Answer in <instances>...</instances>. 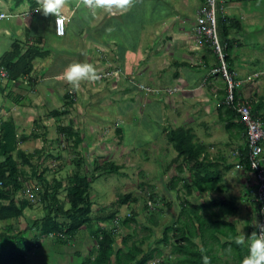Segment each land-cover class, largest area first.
Wrapping results in <instances>:
<instances>
[{
  "label": "trees",
  "instance_id": "1",
  "mask_svg": "<svg viewBox=\"0 0 264 264\" xmlns=\"http://www.w3.org/2000/svg\"><path fill=\"white\" fill-rule=\"evenodd\" d=\"M25 1H29L32 8L38 7V0H14L16 6ZM46 20L48 22H43L42 24L45 31H49L48 23L51 20ZM218 23L221 39L227 44V67L233 80L237 81V76L233 69L234 58L232 50L235 38H232V32L241 31L243 24L240 18H235L233 15H223L222 13L219 14ZM127 26L129 25L127 24ZM38 40H40L38 42L40 47L32 44L26 47L25 51L22 49V44L16 40L9 50L0 55V68L4 67L7 70L10 81L13 82L20 78L29 77L33 70L34 61L51 54L50 50L45 49L41 45L43 44L42 39ZM203 43L214 49L208 39L202 38ZM216 56L218 59L217 53ZM219 61L218 59L217 64H215L212 70L220 66ZM178 64L183 66L188 65L187 62H178ZM211 74L213 75L208 78L211 77L213 79L217 76L221 78L222 83L225 85V90L219 98L220 105L218 107L221 121L225 123V128L229 129L236 126L246 130V126L236 110V105L242 100V97L237 92L234 104L231 107L228 106L225 102L227 81L220 72H211ZM0 90L5 91L4 87L1 86ZM65 97L67 101L68 95ZM74 103L75 101L71 98V100L65 103L64 109L52 111V114L50 113L51 116H54V118L66 116L70 113V108L73 107ZM261 117L264 122V117ZM37 123L34 121L32 128L35 125L37 127L32 129L33 131L28 134H20L17 131V124L12 118L0 123V158L2 157L0 159V223L2 224V228H0V264H28V262L33 261L32 252L35 248L41 247V240L45 236L52 238L58 248L72 245L74 244L72 243L73 239H75L80 229L84 227L92 229L91 234L95 238V244L93 247L94 252L92 250L88 256L84 257V260L80 264H149L154 260L155 264H171L170 257L162 251V246L167 245L172 247L173 253H178V255L182 256V259L174 262V264H205V257L207 255L212 253L216 257V253L212 251L214 249L221 251L219 258L222 259V253L226 251L222 248V244L211 245L209 242L207 244L204 243V241V246H200L197 238L201 240L204 235H210L216 238L217 242L221 239V237H216L217 233L229 238L233 234L235 235L236 221L228 220L226 216L238 213L241 207L240 204H236L235 198L225 199L215 197L204 202H192L190 199V196L198 191L200 193L222 192L223 189H226L224 184H219L223 178L221 171L219 169L215 170L217 168L215 165L217 164L207 155L205 145L195 140L196 137L192 128L183 125L167 131V140L170 144L172 143L177 151V155L172 159L167 169L169 171L172 168H176V172L170 178L171 181L167 183V187L170 192H184L185 196L181 195L180 216L174 223L165 227L164 234H162L161 238L157 239V247H148L147 250H144L145 241L149 236L154 235V226L158 227L161 224L164 209L159 206L160 202L163 201L159 195L153 191L145 201L144 208L149 211L151 210L153 213L147 217L148 223L143 224V227L148 229L149 234L142 238L133 239L132 234L124 235L122 233L124 228L131 227L138 222V214L134 211L124 218L118 215L117 210H112V213L108 215L93 218L91 216L93 202L90 199V192L95 175H89L91 171L85 167V158L78 156L79 154L74 155V169L71 173L67 174V183L65 184L62 178H57L55 175L52 176V179H49L46 168L40 171L43 162L40 164L33 162L35 156H37L38 160H44L41 155L45 147L36 149L34 153H27L20 146L31 139L44 136L38 132L41 126L37 125ZM44 129L45 132L43 133H46L49 126L44 125ZM81 129L82 126L75 128L73 120H70V124L59 125L57 132L65 135L69 139L71 147L77 150L76 148L79 144L84 141V137L81 136ZM115 130L121 132L122 128L115 123ZM64 146L66 144L61 145V147ZM247 156L248 147L246 144V147L241 150L238 161L246 172H250L251 168ZM58 157H61V155ZM25 166H28V168L25 169ZM232 166L229 165L230 168ZM121 168L123 167L120 164L111 159H106L103 162H97L95 170H100V175L103 173L119 174ZM50 170L51 168L48 166V171ZM33 179H36L34 183L40 189L44 213L38 216L31 225H28L25 229H21L14 221L23 217L28 207H33L25 198L26 192L30 191L28 183ZM140 185L144 186L145 183L141 182ZM180 185L182 189L179 188ZM32 190L34 191V189ZM18 193L24 197L17 201L16 197ZM254 194L257 196L256 191L253 193V191L245 189V195L243 196L244 200H248L247 202L252 204L253 212L257 216L255 224L252 222V219L245 221L244 229L247 232L245 238L250 236L254 231H260L259 226L261 225V220L264 218L260 213L262 202L256 200ZM139 199L140 197L134 196L131 192H117L115 200L108 204H103V207L104 209H110L116 205L122 207L129 203H137ZM152 202L155 203L154 206ZM168 205L171 204L169 203ZM151 206L153 208H150ZM216 209L217 211L213 212ZM210 213H217L221 219L220 222H223L225 225L218 229L220 222L217 223L216 221L217 228L211 230L212 225L207 221V217L205 216ZM247 215L250 218L254 217L249 212ZM103 223H107V226H104L106 224ZM217 229L220 231H217ZM172 231L173 233L170 235ZM210 231H212L211 234ZM120 236H125L122 237L121 245L118 244ZM225 246L229 247V251H226L227 253L223 258L225 259L230 256L236 260V264H241L242 258L248 253L247 243L245 242L244 245L229 243ZM207 259H210L211 264H213L212 258Z\"/></svg>",
  "mask_w": 264,
  "mask_h": 264
},
{
  "label": "crops",
  "instance_id": "2",
  "mask_svg": "<svg viewBox=\"0 0 264 264\" xmlns=\"http://www.w3.org/2000/svg\"><path fill=\"white\" fill-rule=\"evenodd\" d=\"M152 1L154 2L153 5L151 4ZM173 1L174 4L169 3V0H131L133 5L123 13L116 9H113L112 12H108L104 9H98L95 14L91 12L87 16L83 13L81 6L78 5V0H65V9H62V11L63 13L64 11L65 13L66 11H69V13H67L68 24H66V35L57 36L55 33H52L53 36H56L58 41L55 42L54 46L56 47V50H58L59 56L57 58H52L48 64L44 66L38 65V60L36 59L34 61V67L36 69L38 66L41 71L37 70L40 73L38 76L30 74L29 77L13 81L15 85L11 84L12 81L9 80V84L5 87L11 88V91L8 93L11 94V92H14L16 95V107L18 109H21V107L29 109L28 120L26 124H22L24 127H21L25 128L28 127L30 120L36 121L34 118L38 116L34 101L40 102L41 105L43 104V109H49V114H52V111L58 110L57 108L63 104L65 105V103L72 98V100L76 102L74 103V106L78 104V110L81 111L83 98L78 95L76 98L73 92L70 93L66 102H62L60 104L61 98L59 93L63 94L65 97L67 91H64V87L66 89L71 85V83L63 77L66 62H88L94 64L96 67L100 66L99 70H104L102 67L113 65L106 72L112 71L113 75L107 77H113L112 79H114V85L108 86L109 84L107 83V87H105L106 85L102 86L99 84L98 86H101L104 91H107V93L112 94L114 92L113 88L122 89L121 102H118L117 100L116 102L121 105L120 107H122L120 108L122 109L121 114H123V117H126L125 125L127 128L128 126H132L134 128L136 127L133 110L138 109V107L140 108L141 113L147 118L145 119V122L151 120L152 117H154L157 121L163 122L162 125H160V131L163 132L161 136L165 137V139H167L166 134L170 129L183 125L187 127L190 126L195 134V140L205 145L207 155H209V158L213 159L215 164H217L215 165V167H217L215 170L219 169L221 171L223 178L222 182L219 184H224L226 186L225 190L223 189L222 192L218 191L217 194L214 192L195 194H200L199 197H201L202 202L211 200L217 196H219L218 198H223L220 197V194L226 195L228 196L226 198L230 197V199H232L233 196L231 197L229 196L230 194L228 195L227 193L235 191L237 186L240 187L239 196L243 198L245 195V189L251 190L252 186L255 187L256 185L255 179L252 177L250 172H246L243 167L238 165V158L241 150L246 147V144L248 147V137H246L247 131L236 126L227 129L225 128V123L221 121L220 110L218 109L219 106L211 103V96L214 95V97L220 98L225 90V85L222 83L221 78L217 76L213 79H211V77L208 78L213 75L211 74V70L216 64V53H214V49H211L204 43L202 44V42L198 41L196 32L198 20L195 19L193 23L189 19L188 16L191 11H189L188 0ZM202 1L203 0H195L198 9ZM224 1L226 3L228 2V0ZM229 2L230 6L228 7L225 3V14L233 15L232 13L234 10H231V8L235 9L234 4L232 3L234 1L229 0ZM79 11H82L81 18L83 20L88 19L87 29L90 34L88 37L83 39L82 45H80V57L77 59L76 56H71L70 54L71 49L75 46L70 44V42L73 41L69 42V39L74 37L72 29L75 23V17ZM101 14H104L105 17L99 19L98 17ZM0 15H6L5 17L0 18L1 39L8 41V36L13 35L12 32H16L18 38L16 39V36L12 37L15 38V41L17 40L22 44L23 51L26 50V47L32 44L40 47V44L38 43L40 40L38 39H42L43 44L41 45L45 46V44L49 43V39L46 34L48 30L45 31L42 24L43 13L42 11H37L36 8H32L29 1H25L19 6H16L14 0H9V2L6 0H0ZM240 15L241 17H238L237 15L233 16H235V18H240L241 21L246 20L244 15ZM48 16L50 20H53L52 22L54 25V15L50 14ZM105 21L106 23H104ZM98 24L106 26V29L104 27L101 34V30L95 28ZM127 24L129 26H127ZM21 30H24V35ZM244 30L246 31L245 26H243L241 31ZM241 31L232 32V38H235L234 48L241 45V40L238 38V32ZM80 34H83L82 30ZM95 35L96 37H93L92 39L91 36ZM102 35L106 37L108 36V40H110L112 44L108 45L106 41L104 42V40L101 39ZM80 37L83 38V35H80ZM99 40H102L103 42L102 44L100 43L101 45H104L102 47L107 46L110 50L104 58L103 53L105 48L102 52L101 45L98 42ZM15 41L12 42V45ZM144 43L145 46L143 47L142 44ZM12 45L10 47H12ZM129 45L132 49H134V52L143 51V56L146 57L145 60H148L149 62L151 61L149 66L152 64L153 69L157 67V65L153 66L155 57L160 59V65L156 70H154V74L158 77L159 82L162 84H172L174 82L171 86L175 88L170 91L171 95L159 92H147L145 90L140 92L141 89L139 90V88H136V84L149 88H158L159 86H150L148 84L140 83L135 79V77H133V73H130V70L128 69L132 68V62L129 63L128 68L127 62L129 60L124 62L121 60L122 53L125 50L131 49ZM4 49L7 48L1 44L0 50ZM7 50H4L1 54ZM63 52L66 53L68 58H64ZM72 53L76 55L77 51L74 52L73 50ZM53 54L55 53H51L49 56H54ZM232 54L234 58L233 69L235 70L238 82L236 90L243 99H246L250 103L252 110L255 109L253 110V113L262 122L264 127V122L261 117H264V82L260 81L262 72L259 73V71H252L249 67L245 66L237 67L235 62L238 56H236L234 52H232ZM167 57L176 58L173 59L169 66H164L167 65L165 64ZM184 59L189 62L184 61ZM141 61L142 60H140V64L142 65ZM178 62H187L189 65L183 66L178 64ZM246 64L247 63H245V65ZM201 68H206L208 72L209 70L210 72L207 74L197 72V70ZM134 69L137 73L142 74L140 65H134ZM145 75L147 74H144L143 76L145 77ZM119 76L122 77V79H126V81L122 80V83L120 84L117 80V77ZM60 82L64 83V85ZM81 83L83 84L81 88L86 89L87 91L90 89V87H88L84 82L81 81ZM76 92L78 94L81 93H79V91ZM21 98H29L30 100H33L32 104L35 107H26L24 103L19 102ZM98 103L101 102L98 100ZM20 104L21 106H18ZM50 104H53L54 108H51ZM107 106L109 105L107 104L106 107ZM7 107L8 108H6L5 111H9V109L12 108V105ZM155 108L158 109L157 113H159V115H157V113H151L152 109ZM90 112L91 111H88V113L84 116L85 119L89 116H93ZM46 115L48 116V114ZM142 119L143 117L140 120ZM17 126L19 127V124ZM80 126L81 125H79V127ZM35 127L37 126L35 125ZM121 128L122 131L119 132V134L125 139L126 137L123 134V127ZM31 132L29 131L23 133L28 134ZM42 134L44 136H40L36 140L43 138V141L46 143L45 145L49 144V141H47V132H42ZM133 141L134 139L132 142ZM230 159H235V163H230ZM229 165L233 166L230 168ZM211 169H213V167H211ZM237 180H240L242 184H240ZM243 185L247 186V188H244V192L242 191ZM247 201L248 200L244 199L238 200V205L240 204V207H242L240 211L243 213L239 216L240 220H244V217L248 212L252 213L254 216L256 215V213L253 212L252 204ZM252 218L253 217H251V219ZM243 222L244 221H240L239 225L243 228L244 237H246L247 232L244 229L245 223ZM211 232L212 231H210V234ZM198 240L199 239L197 238V241ZM212 251L216 253V257H214L211 253L210 255H207L205 259L212 258L213 264H216L219 260H222L223 264H227L228 258H232L228 256L226 260L222 255L221 259L219 258L221 255L220 250L217 251L214 249ZM226 251H229V249ZM232 260L233 264H236V260L233 258ZM205 264H211V260L206 259Z\"/></svg>",
  "mask_w": 264,
  "mask_h": 264
},
{
  "label": "rangeland",
  "instance_id": "3",
  "mask_svg": "<svg viewBox=\"0 0 264 264\" xmlns=\"http://www.w3.org/2000/svg\"><path fill=\"white\" fill-rule=\"evenodd\" d=\"M5 1V0H4ZM9 2V0H6ZM244 2H239V0H234L232 2L234 4V8L231 10L233 11V15H237L238 17H241L240 14L244 15L246 17V20L242 21L243 26L246 27V31L238 32V38L241 40V45L233 48L232 52L238 56L236 59V66L239 67H249L252 71H259V73L262 72L261 80L264 82V0H243ZM79 4L82 8L83 13H85L87 16L92 11L84 6V3L82 1H79ZM169 3L174 4L173 0H169ZM189 3V11H191L190 15L188 16L189 19L194 23L195 19L198 20L197 16V9L198 6L195 3V0H188ZM224 1V6H225ZM26 4V3H25ZM151 4L153 5L154 2L152 1ZM133 5V2H131V5ZM227 7L230 6V2L226 3ZM39 6V5H38ZM67 7V6H66ZM68 8V7H67ZM65 9V6L63 7ZM228 9V8H227ZM79 11L75 17V23L73 25V36L69 39L70 44L74 45L71 49V56H76L77 59L80 57L81 47L83 39L88 37L90 32L87 29V22L88 19L83 20L81 17V12ZM65 13V11H64ZM69 11H66L65 15L68 16ZM105 17L104 14H101L98 18L101 19ZM46 19H49V16L43 15L42 22L47 23L48 21ZM55 19V16H54ZM90 20V19H89ZM53 20L51 19V22L48 23L49 31L46 32L47 37L49 39V43L43 45L45 49H48L51 51V53L54 56L47 55L45 58H38V65H47L48 62L52 58H57L59 56L58 50H56V47L54 46L55 42L57 41L56 36H53L55 33L54 31V25ZM106 23V21L104 22ZM68 24V23H67ZM104 27L106 29V26H103L101 24H98L95 26V28H98L101 30L100 34L103 32ZM26 30V29H25ZM52 30V32H51ZM81 30L83 34L81 33ZM21 32L24 35V30H21ZM53 33V34H52ZM13 35H9L8 41H5L0 38V45L3 44L7 49H10L12 42L15 41L12 36H16V39L18 38V35L16 32H12ZM80 35H83V38L80 37ZM106 35V34H105ZM95 36H91L93 39ZM221 37V36H220ZM233 37V36H232ZM96 39V38H95ZM104 42L106 41L108 45H111L112 42L108 40V36L101 37ZM107 39V40H106ZM102 40H99V44L103 43ZM100 44V45H101ZM104 45H101V50L103 53V58L106 57L107 53L110 51L108 47H102ZM130 46V45H129ZM142 46H145V43L142 44ZM96 48V47H95ZM130 50H125L121 55V60L127 62V66L129 68V63L132 62L133 66L130 70V73H133V77H135L136 80H138L140 83L148 84L150 86H159V93L162 94H168L171 95L170 91L173 90L175 87L171 86L172 84H162L159 82L158 77L154 74V70H156L159 65V58L155 57L153 66L157 65L156 68H152V64L149 66L150 62L148 60H145V56H143V51H137L134 52V49L130 46ZM4 49V50H7ZM0 50V54L4 51ZM77 51L76 55L72 52ZM98 52V51H97ZM64 58H68L66 53L63 52ZM143 56V57H142ZM244 56V57H243ZM90 57V55H89ZM119 57V54H118ZM124 58V59H122ZM176 57H167L164 66H169L173 59ZM148 59V58H147ZM119 60V58H118ZM140 60H142V65L140 64ZM182 61V60H181ZM184 61L189 62L188 60L184 59ZM121 62V61H120ZM218 62V59L216 58V64ZM72 62H66V67ZM119 63V62H118ZM245 63H247L245 65ZM94 65V64H93ZM120 65V63H119ZM135 66L141 67V73L147 74L145 77L142 74H139L134 69ZM189 65V64H188ZM186 65V66H188ZM35 66V64H34ZM33 66V70L31 72V75L38 76L40 73L37 71L39 67L35 69ZM95 66V65H94ZM113 66H105L102 67L104 70H99L100 66L96 67L97 73L106 72L108 69ZM35 69V70H34ZM41 72V71H40ZM197 72H203L204 74H207L208 70L206 68L198 69ZM149 75V76H148ZM113 77H107L104 79H96V80H82L90 89L88 91L86 89L81 88L82 83L80 82L78 86L70 85L65 89L64 91H67L65 95L70 96V93H74L76 98L77 95L81 98H83V106L81 111L78 110V104L76 106L73 105L72 108H70V113L66 116L64 115L61 118H53L54 116H51L49 114V109L44 110L43 104L41 105L40 102L34 101V105L32 104L33 100H30L29 98H21L19 100L20 103H24L26 107L32 106L36 108L37 111V117L36 119L37 125H40L39 128L40 133L45 132L44 125H48L49 129L46 131L49 144L45 145L46 143L43 141V138H40L38 140L32 139L31 141H28L25 144H21V147L24 148L27 153H34L36 149H41L43 145H45L44 151H42V160H38L37 156L34 157L33 162L34 163H42V171L44 168L47 169V175L49 179H52V176L55 175L57 178H62L64 180V183H67L66 176L68 173H71L74 169L73 165V158L74 155H78L82 158H85L86 169L91 171L89 175H95V180L92 183V188L90 192V199L93 202V210L91 213V216L93 218L95 217H102L104 215H108L112 213V210H117L118 215L122 216L123 218L130 214L132 211L136 212L138 214V222L131 227L124 228L122 233L124 235L132 234L133 239H139L149 234L148 229L143 227L144 223L147 222V217L152 215V211L144 208V204L146 199L149 198L150 193L153 191L159 195V197L163 200L160 202V207L164 209L161 224L156 227L154 226V235H151L148 237V239L145 241L144 244V250H147L148 247L155 248L157 247V239L161 238L162 234H164V229L167 225H171L174 223L177 218L180 216L179 211L182 204L181 195L184 197V192H170L167 183L171 181L172 175L176 172L175 169H171V171H167L168 166L170 165L172 159L177 155V151L173 147L172 143L170 144L165 137H162V131L161 126L163 122L155 120L154 117L151 118V120H148L145 122L146 116L141 113L140 108L134 109V118H135V128L132 126L125 125L126 117H123L121 114L120 104H117L116 100L118 102H121V88H113L114 92L107 93V91H104L101 86L99 85H106L113 86L114 85V79ZM116 78V77H114ZM117 80L119 83H122V80L126 81V79H122V77H117ZM109 81V82H108ZM61 83V82H60ZM118 83V82H117ZM157 83V85H156ZM7 84H9L8 78H3L0 76V86H3L5 88V91L0 90V123L5 120H8L10 117H14V122L18 125L17 131L19 133L23 132H31L32 129L31 125L34 124L33 120H30L28 123V127L22 126V124H26L28 120V114L29 109L22 108L18 109L16 107L17 98L14 92H10V87H5ZM11 84H14L11 82ZM64 85V83H61ZM107 87V85L105 86ZM75 88V89H74ZM136 88H141L140 84H136ZM7 89V90H6ZM102 89V90H101ZM239 89V88H238ZM97 90V91H95ZM112 90V89H111ZM69 91V92H68ZM76 91H79L80 94H78ZM94 91V95H93ZM142 92V90H140ZM77 93V94H76ZM59 96L61 98L60 104L63 102H66L65 97L63 94L59 93ZM173 99V97H172ZM98 100L101 103H98ZM86 101V103H85ZM13 104H12V103ZM76 103V102H75ZM105 103V104H104ZM211 103L215 105H220V99L217 97H214V95L211 96ZM86 104V105H85ZM109 105L106 107V105ZM12 105V108L5 111L7 106ZM18 106H21L18 105ZM64 104L60 106L57 109H64ZM217 106V107H218ZM51 108H54L53 104H50ZM114 107V108H113ZM87 108V109H86ZM120 110H119V109ZM18 109V110H17ZM88 111H91L90 114L93 116H89L87 119L84 118V116L88 113ZM158 112V109H152L151 113L156 114ZM48 114V116L46 115ZM45 115V116H44ZM159 115V113H157ZM45 117V118H44ZM47 117V118H46ZM117 117V118H116ZM143 117L142 120H140ZM27 118V119H26ZM121 118V119H120ZM70 120H73V124L75 128H79V125L82 126L81 129V136L84 137V141L79 144V146L76 148L77 150H74L71 147V143L69 142V139L66 138L65 135H63L60 132H57V127L59 125H67L70 124ZM122 121V123H121ZM115 123L117 125H120L123 127V134L125 135V139L121 137L119 132L115 131ZM145 123V124H144ZM187 127V126H186ZM190 127V126H189ZM159 132V133H158ZM158 133V134H157ZM157 134V135H156ZM62 138V139H61ZM134 141L132 142V140ZM62 144H66V146L61 147ZM162 148V149H161ZM52 154V155H51ZM61 155V157H58ZM2 158V157H1ZM0 158V159H1ZM106 159H111L117 164H120L123 168H121V172L119 174H101V171H96V165L97 162H103ZM21 160V159H20ZM1 161V160H0ZM230 163H235V159H230ZM48 166H50L51 170L48 171ZM28 166H25V169H27ZM87 170V171H88ZM100 175V176H98ZM33 179L29 181L28 185L30 186V191L27 192L25 195V198L28 200L30 204L33 205V207H28L25 210V215L21 217L19 220L14 221L16 225H18L19 228L25 229L28 225H31L33 221L38 217L43 215L44 209H43V202L41 201L40 196V189L38 186H35ZM240 184L241 181L237 180ZM36 182V181H35ZM145 183L144 186H141L140 184ZM179 188L182 189V186L180 185ZM244 188H247L246 185L242 186V191L244 192ZM256 186L251 188V191L255 190ZM31 189H34V191ZM239 189L240 187L236 186V190L230 193H227L229 196H233V199L236 201V204L238 205V200L244 199L239 196ZM184 190V189H183ZM117 192H131L134 196L140 197L139 201L137 203H129L126 205H123L122 207H119L118 205L114 206L110 209H104L103 204H108L109 202L115 200ZM197 193H200L199 191ZM217 194V191L214 192ZM200 194H194L190 197L192 202L202 201L201 197H199ZM256 194H254V197ZM24 196H21L20 193H18L16 200L18 201L20 198ZM219 196H217L218 198ZM220 197L226 198L228 196L221 195ZM204 198V197H203ZM230 198V197H229ZM149 202V201H148ZM171 205H168V204ZM154 202H152V205L154 206ZM149 205V204H148ZM150 208H153L152 206ZM242 209V207H241ZM213 211V210H212ZM217 211L214 210L213 212ZM242 211H239L238 213H232L231 215L226 216L228 220H234L236 221V234L232 237L222 236V234L217 233L218 238L221 237L219 241L216 242V238L210 235H204L201 240H198L200 246H204L203 242L207 244H214L219 245L222 244V248L224 250H228L229 247L225 246L229 243H235V239L238 236H244L243 228L239 225L240 221H244L251 219L247 214L244 217V220H240L239 216L243 213ZM244 212V211H243ZM208 215V216H207ZM207 221L211 223L212 228L211 230H215L217 228V223L220 222V217L217 213L215 214H206ZM252 222L255 224L257 221V216L255 215L252 218ZM13 223V224H14ZM104 226H107V223ZM0 223V228L1 227ZM4 225H6L4 223ZM225 224L223 222H220L218 225V229L223 227ZM217 229V231H219ZM94 230V227H93ZM36 231V230H35ZM92 229L90 228H83L80 229L75 239H73L72 245L68 246H62L60 248L56 247L54 241L52 238H49L47 236L43 237L41 240V247L35 248L32 252L33 261L28 262V264H80L84 257L88 256L90 252L93 250L94 252V244H95V238L93 237ZM173 231L170 232V235H172ZM122 237L120 236L118 239V244L121 245ZM203 240V241H202ZM215 247V246H214ZM162 251L164 254L168 255L171 259V264H174V262H177L182 259V256L178 253H173L172 247L170 245L162 246ZM226 251L223 252V256L226 255ZM204 254V253H203ZM206 254V253H205ZM207 257V256H206ZM159 258V257H158ZM207 259V258H206ZM205 259V260H206ZM227 260V257L225 258ZM243 259V258H242ZM158 260V259H156ZM149 264H155V260L153 262H150ZM216 264H223L222 260H219L216 262ZM227 264H233L232 258H228Z\"/></svg>",
  "mask_w": 264,
  "mask_h": 264
},
{
  "label": "built area",
  "instance_id": "4",
  "mask_svg": "<svg viewBox=\"0 0 264 264\" xmlns=\"http://www.w3.org/2000/svg\"><path fill=\"white\" fill-rule=\"evenodd\" d=\"M82 1L83 0H79ZM223 0H204L199 10L198 24L196 32L198 41L202 42V38L208 39L220 60V66L211 70V72L221 73L227 81V89L225 102L228 106H232L235 101V95L237 93L238 82L233 80L231 73L226 63V48L227 44L224 43L219 34L218 26V13L223 11ZM6 15H0V18ZM62 32L58 33L56 29V17L54 19V31L58 36H65L67 32V16L62 11ZM113 75L112 71L98 73L99 78L103 79L107 76ZM0 76L8 78V72L4 67L0 68ZM141 90L147 92H159L158 88H149L141 86ZM236 110L241 116L242 122L246 126L247 137H248V162L251 168L250 174L254 176L255 183L257 186L256 200L262 202L260 213L264 217V127L262 122L255 116L252 111L250 103L243 99L236 105ZM240 165V164H238ZM242 167V165H240ZM261 225H264V218L261 220Z\"/></svg>",
  "mask_w": 264,
  "mask_h": 264
},
{
  "label": "clouds",
  "instance_id": "5",
  "mask_svg": "<svg viewBox=\"0 0 264 264\" xmlns=\"http://www.w3.org/2000/svg\"><path fill=\"white\" fill-rule=\"evenodd\" d=\"M203 2L204 0L201 5ZM83 3L93 14H95L98 9H104L108 12H112L113 9H116L123 13L130 7L131 0H83ZM64 4L65 0H38L39 6L36 8L37 11H42L45 16L51 14L56 17V29L58 33L62 32V9ZM200 7L198 9V18ZM221 13L226 15L225 6L223 11L218 13V20L219 14ZM63 77L74 86H78L82 80H96L99 78L97 69L93 64L79 61L70 63L65 68ZM252 177L254 178V176ZM254 198H256V196ZM259 227V232L254 231L250 236H247L248 253L241 260V264H264V225H260ZM245 242L246 238L244 236H238L235 239L237 245H244Z\"/></svg>",
  "mask_w": 264,
  "mask_h": 264
}]
</instances>
